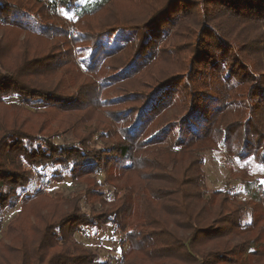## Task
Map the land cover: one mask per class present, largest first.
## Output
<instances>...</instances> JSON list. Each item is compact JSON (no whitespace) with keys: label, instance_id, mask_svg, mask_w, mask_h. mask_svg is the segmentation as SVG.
<instances>
[{"label":"trees","instance_id":"obj_1","mask_svg":"<svg viewBox=\"0 0 264 264\" xmlns=\"http://www.w3.org/2000/svg\"><path fill=\"white\" fill-rule=\"evenodd\" d=\"M108 1L110 0H99L93 5L81 7L70 23L76 24L82 17L100 10ZM178 1L180 0H145V13L142 14L145 15V20L141 23V29L150 35L159 30L156 24L174 10V4ZM219 1L221 5L231 8V13L241 15V23H255L264 17V0ZM202 2L208 5L216 0ZM56 3L65 4V1L56 0ZM216 4L218 5L217 2ZM34 7L28 0H0V28L4 27L1 38H8V42L3 47L0 46V104L18 99L33 107L57 109L54 115H62L57 120L61 123L73 116L72 113L79 108L68 105L67 98L62 96L65 86L61 85V80L68 74V71L61 69L65 64L59 65L61 63L56 62L59 65H56V70L39 73L40 77L35 82L29 75L37 73L35 62L49 60L47 53L40 54L43 53L45 43L51 37L54 38L57 32V36L67 37L62 44L66 46L72 62L75 61V51H71L70 42L86 43V40L84 37L70 40L65 27L41 24L40 27L37 24L38 17L32 11ZM206 11L201 16L207 23L212 17ZM198 17V11L192 14L188 25H197L196 31H187V27L181 36L189 38L195 34V44H201L200 42H204L201 36L204 31L210 37L212 34L219 35L218 25L215 23L211 27L200 25L198 28ZM19 32L24 36L34 34L33 43L26 36V40H20ZM106 38L109 37L103 40ZM154 40L148 39L151 43ZM212 40L218 46L223 43ZM17 41L21 48L14 55L10 50ZM1 43L2 40L0 45ZM106 43L109 44L103 42L97 46L90 43L78 47L77 59L82 70L93 74L102 68L110 54ZM171 47V50L181 48L176 42H172ZM197 53L199 55V48ZM155 54L151 50V59L148 60L149 70L152 75L155 74V82L149 79L150 75L144 77L150 80L149 83L157 84L159 80L157 85L160 89L163 88L162 96L159 90L152 91L150 98H138L140 103L137 106L120 114L118 119L126 118L130 123L121 127L122 143L110 145L102 151L103 154L107 152V165H100L97 163L98 159L86 151L87 143L80 141V135L77 136L76 143L70 145L53 140L50 143L43 137L48 145L44 148L46 144L36 145L22 130L13 129L9 132L1 149V152L5 151V155L0 153V158L6 156L0 165V222L3 223L4 212L14 209L17 203L20 209L0 228V241L2 237L8 239V242L0 243V264H264V221L260 223L264 216L254 218L253 208L244 211L243 206L232 203L238 197L236 192L229 194L222 188L209 189L201 154L204 146L222 145L226 154L237 162H243L248 167H253L254 163L258 170L263 171L264 107L261 104L264 103L252 106L251 115L243 123L230 122V116L235 115L236 111H240L242 115V111L248 107L243 101L230 105L228 101H224L225 87L228 85L235 88L241 83L240 77L232 80L237 72L229 73L236 62L228 56L225 60L207 61L209 66L201 67L200 71L208 70V85L205 88L214 91L208 97L216 101V104L210 108L209 104H201L199 99L183 101L180 106L184 114L187 112L186 119L176 120L174 128L167 129L164 125L157 128L158 131L147 134L153 118L161 112L167 101L175 103L182 88L174 85V82H168L174 80L177 74L169 66L178 69L185 66V58L180 56L178 60L161 59L164 64H168L165 68L161 61L157 62ZM192 59L193 56H190V64ZM225 64L229 69L227 73H223L222 69ZM191 69L189 66L186 72ZM166 71L172 75L169 77L166 74L162 79L164 76L161 78V75ZM56 77L57 80H53ZM210 77L216 78V83ZM262 79L264 82V73ZM99 80L101 85L97 83L93 89L88 90L90 92L87 97L94 105L96 99L101 101L105 88V78H99L98 82ZM28 81L38 93L34 89L30 91L33 86L26 85L25 82ZM51 83H54L53 89H42L43 84ZM260 89L262 90L261 87ZM110 102L117 101L112 97ZM134 102L137 103V98ZM3 105L16 108L10 102ZM50 115L53 113L50 112ZM252 116H256L255 121ZM11 122L13 126V120ZM89 131L85 130L83 134ZM252 139L255 141L250 142ZM23 141L28 144L24 145ZM114 151L112 156L109 152ZM18 160L26 169H20ZM29 170L51 174L50 180L55 177L59 180V176L66 174L74 187L67 194L55 192L53 197L39 195L41 192L26 194V187H33L29 183ZM99 174H102L105 183L113 185L112 191L95 189L99 183L89 177ZM107 174L112 179H106ZM82 177L88 179L78 182V178ZM97 181L101 183L100 179ZM257 188L264 192L263 176L258 181ZM256 199V202L263 204L259 198ZM261 213L264 214L263 209ZM35 221L39 222V226L36 227ZM108 227L113 229V239L118 233L121 236L117 242L118 250L111 249L112 263L110 260H99V253L85 247L77 240L76 235L80 232H95V235L97 231ZM29 231L36 233L34 238L29 237ZM113 242H116L115 239Z\"/></svg>","mask_w":264,"mask_h":264},{"label":"rangeland","instance_id":"obj_2","mask_svg":"<svg viewBox=\"0 0 264 264\" xmlns=\"http://www.w3.org/2000/svg\"><path fill=\"white\" fill-rule=\"evenodd\" d=\"M28 1L35 5L32 11L33 14L38 17L39 22L35 23L43 26L47 25L49 27H65L68 30L70 40H78L81 37H84L86 40L84 41L86 43L70 42L71 51H75L73 54L75 61L72 62L66 52V46L62 44L67 37L57 36L59 35L57 32L54 38L51 37L47 44L45 43L43 53L40 54L46 55L47 53L49 60L46 59L44 62H35L37 73L35 75H29L33 82H35V79L40 77L39 73L56 70L57 66L65 64L61 69L66 72L68 71V74L61 80L63 82L61 85L65 86L62 96L67 98V102H65L68 103V105L70 104L73 107L76 105L79 108L72 113L73 116L58 123L57 120L60 119L62 115H54V111L57 109L52 110L50 107L46 108L44 106L33 107L32 105L21 103L18 99L9 101L10 104L16 106L15 109H13L12 106L3 105L9 102L1 103V154L4 153L5 155V151L1 152V149L5 145L4 142L7 141L9 132L13 129H19L27 133L36 145L46 144L44 138L50 143H53V140L55 142L61 141L70 145L71 143H76L78 139L77 136L80 135V141L84 144L87 143V147H85L86 151L91 152V156L98 159V162H95L100 165L108 164L109 159L105 158L107 157L105 156L107 152L103 154L102 151L108 149L110 145L117 146L122 143L121 127L130 123V120L126 118L118 119L120 114L131 107L137 106L138 103H140L138 98H150L152 91L159 90L160 94L163 91V88L160 89L157 85L159 80L157 84L149 83L150 80L155 82V74L152 75V72L149 70L150 61L148 62V60L151 59L149 55L151 50L156 53L155 58L157 62L161 61L165 68L168 64H164L161 59L178 60L180 56L185 58V66L179 69L169 66V68H172L171 71L177 74H175L176 78H174V80H169L168 82H174V85L182 88L175 103L172 100L167 101L161 112L153 118L154 121L150 124V129L147 134L158 131L157 128L164 125H166L165 127H167V129L174 128V122H176V120L186 119L187 112L184 114L180 106L183 101L187 102L191 99H196L197 101L199 99L201 104H209L210 108L216 104V101L208 97V95L214 93V91L205 88V86L208 85V78L206 76L208 70L205 69L200 71L201 67L205 65L207 67L209 66L207 61L225 60V57L228 56L236 62L232 71L229 73L233 71L237 72V74L232 77V80H235L236 77H240L241 83L235 88L234 86L228 85L225 87L224 93L226 97L224 101H228L229 105L230 103L234 104L237 101H243L246 103L245 105L248 104V107L242 111V115H240V111H236L235 115L229 117V119H231L230 122H234L235 124L243 123L244 119H247L251 115L252 106H258V103H264V82L262 79L264 73V17L255 23H241V15L236 12L231 13V8L221 5L219 0H216L218 5L216 2L204 5V2H202L203 0H189V2H187V0H180L174 4L176 5L173 8L174 10H171L166 18L156 24L159 26V30L151 32L152 35L154 34V37L145 32L146 30L141 29V23L145 20V15L142 16V14L145 13L143 6L145 0H110L100 10L82 17L76 24H71L70 22L75 19L80 8L93 5L99 0H64L65 4H58L56 0ZM205 10H207L205 13L212 17L207 23L202 20L201 16ZM197 11L199 12L198 28L200 25H205L206 28L208 25L211 27V25L215 23L218 25L217 27L219 30V35L212 34V37L204 31L205 33L203 32L201 35L204 42H200L201 44H195L197 39V35L195 34L189 38L180 35L186 32L184 29H187L192 20L190 16L196 14ZM3 29L4 27L0 28V41L2 40L0 46L2 47L8 42L7 36L1 38ZM196 29L197 25L189 26L187 31L192 30L195 32ZM25 36L33 43L34 34H26ZM25 36L23 33H18L20 40H26ZM105 37L109 38L103 40ZM149 38H151V40L154 38V42H149ZM212 39L220 40L223 43L221 46H218ZM103 42H109V44L106 43V47L110 54H108L102 68L97 73L95 72L93 74H89L85 72V70H82L77 59L79 56L77 53L78 47L89 45L90 43L98 46ZM172 42H176L181 48L178 50H171ZM46 46L48 47L46 48ZM20 48L17 41L10 52L17 55ZM32 48L34 49V46H32ZM197 48L200 49L199 55L197 53ZM172 54L174 55L172 56ZM190 56H193L191 64L189 62ZM200 61H202V64H199ZM56 62L61 64L57 65ZM44 65L46 67H43ZM189 66L192 67V69L186 72ZM243 66L246 68H243ZM222 69L223 73H227L229 70L226 64L222 66ZM31 70L34 72L33 69ZM25 71L29 73L28 70ZM166 74L169 77L172 75L170 72L166 71L161 75V78L164 75L167 76ZM147 75H150V80L145 78ZM165 76L162 79H164ZM99 78H105V88L101 96V101L96 99L94 105L90 103L87 97L88 92H90L88 90L93 89L95 84H100V80L98 82ZM211 79L216 83V78ZM53 80H57V77L53 78ZM178 81H181L180 84L177 83ZM25 84L29 87L33 86L30 87V91L34 89L38 93L34 85H30V81L25 82ZM47 88L53 89L54 83L42 85V89L46 90ZM47 96L50 97L49 95ZM112 97L117 102H110ZM135 98H137V103L134 102ZM261 105L264 107V104ZM50 112H52L53 115H50ZM197 114L200 115L199 113ZM219 114L217 115L218 117ZM252 117H254L253 121H255L256 116ZM11 119L13 120V126ZM85 130L90 131L84 135L83 133ZM252 141L255 140L252 139L250 142ZM23 144L26 145L28 143L23 141ZM46 147H48L47 144L44 148ZM109 153L114 156L115 151ZM201 154L204 160L202 167L209 189L222 188L228 191L229 194H235L236 192L238 197L233 199L232 203L236 206H243L244 211L253 208L254 211L252 216L254 218L261 215L264 216V214L261 213L262 209L264 210V192H262L260 188H257L258 181L262 176L264 177V170H258L254 163H252L253 167H248L245 166L243 162H237L234 158L226 154V150L222 145L215 146L214 144V146H204L201 149ZM4 157L0 158V165L1 161H5ZM18 164L20 169H26V166L19 162V160ZM6 169L8 168L6 167ZM54 171L55 170H53V172ZM107 172L108 169L106 170V173ZM42 174L43 171L40 173L39 170H29V177L31 178L29 183L32 184L33 187L28 185L26 187V194L32 195L33 193L41 192L39 195L53 197L55 192L67 194L74 187V183L66 174L62 173L64 177L59 176V180H57L56 177L50 180L51 174ZM92 177L94 181L99 183L98 186L95 187L97 191L103 189L112 191L113 185L111 186V184L105 183V179L102 180V174L98 176L93 175L89 178L92 179ZM107 178L108 180L112 179L108 174L106 179ZM85 179H88V177L78 178V182L84 181ZM98 179L101 180L102 184L97 181ZM242 181L243 183H240ZM256 198H259L263 204L256 202ZM19 209L20 205L17 203L14 209L12 208L5 211L3 214V223L0 222V228L3 227L5 222L15 211L17 213ZM249 218L250 216L247 217V220H249ZM263 221L264 219H260V223ZM36 224V227L39 226V222H36ZM91 233L94 234L95 232ZM93 234H89V232H80V234H76L77 240L83 243L88 249H94L99 253V260H110L112 263L113 258H111V255H113V252H111V249L118 250L117 242H119L118 238L121 236L118 233V236L114 238L116 241L114 243L112 237L113 229H109V227L97 231L95 235ZM28 235L34 238L36 233L29 231ZM1 239L2 241H0V243L8 242L6 238L2 237ZM92 264L99 263L96 262Z\"/></svg>","mask_w":264,"mask_h":264}]
</instances>
